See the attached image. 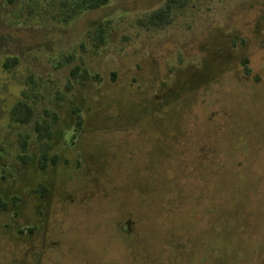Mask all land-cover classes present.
I'll return each mask as SVG.
<instances>
[{
  "label": "rangeland",
  "instance_id": "1",
  "mask_svg": "<svg viewBox=\"0 0 264 264\" xmlns=\"http://www.w3.org/2000/svg\"><path fill=\"white\" fill-rule=\"evenodd\" d=\"M61 1L0 0V264H264V0Z\"/></svg>",
  "mask_w": 264,
  "mask_h": 264
},
{
  "label": "trees",
  "instance_id": "2",
  "mask_svg": "<svg viewBox=\"0 0 264 264\" xmlns=\"http://www.w3.org/2000/svg\"><path fill=\"white\" fill-rule=\"evenodd\" d=\"M190 0H166L163 7L146 15L144 20H138V24H145L149 28H160L162 26L168 25L172 18L174 17L175 11L185 7ZM110 0H68L61 1L59 3L60 8L66 9L63 21L66 23L73 19L80 13L84 11L96 10L105 5H107ZM94 40L97 41L95 46H100L103 44V31L99 27L94 33ZM16 64V59H6L3 66L8 69ZM79 67L75 66L70 70V78L76 83H81L82 80L88 78L86 71L82 70L81 75H77ZM13 122L20 125L27 124L31 121L34 116V109L24 101L16 102L10 109L9 112ZM74 128L78 131L81 128V117L74 109ZM34 131L36 133V140L39 143V157H38V167L44 169L47 167V148L48 144L45 140L49 139L51 136L50 125L44 119L35 121ZM22 149L25 151V142L21 143ZM54 164V160L52 161ZM6 203L0 199V210L6 208Z\"/></svg>",
  "mask_w": 264,
  "mask_h": 264
}]
</instances>
